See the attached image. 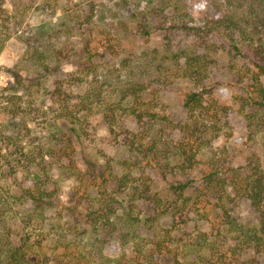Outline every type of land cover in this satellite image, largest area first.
Masks as SVG:
<instances>
[{"label": "rangeland", "instance_id": "374dc122", "mask_svg": "<svg viewBox=\"0 0 264 264\" xmlns=\"http://www.w3.org/2000/svg\"><path fill=\"white\" fill-rule=\"evenodd\" d=\"M158 2L0 0V188L4 193L7 189L11 192L28 184L35 174L42 182L50 183L49 189H55L57 203L43 215L34 212L31 224L25 228L34 244L27 264H155L158 261L171 264L169 256L190 264H200L201 260L202 264H264V254L244 249L246 237L242 231L231 232L216 216V213L219 216L227 213L243 231L262 236L264 242V201L255 207L250 201L230 194L219 206L197 196L194 189L173 194L168 190L169 184L185 180L171 170L156 174L150 171L159 203L157 207L134 209L131 216L138 219L140 225L129 234L128 241L107 236L102 242L99 228L79 221L86 195L67 169L68 163L62 159L56 142L66 132V127L61 126L65 115L71 117L77 130L85 132L74 146L73 158L79 168H83L86 159H92L100 167H112L119 177L128 171L124 162L130 161V171L138 176L142 168L163 162L164 157L174 154L184 143L187 149L204 147L207 151H219L225 148L232 153L235 166L241 164L242 152H255L264 171V135L256 140L248 137L240 106L246 94L238 80L223 73L211 76L215 81L213 98L220 107L228 106L227 111L214 120L211 114L203 116L202 112L190 113L181 108L182 98L191 86L182 78H176V71L185 51L193 50L191 39H179L162 30L143 37L132 34L130 28L118 34L114 55L103 53L94 58L86 74L79 72L76 51L85 37L84 27L92 26L87 23L89 14H93L97 25L108 29L111 24L117 26L118 21L129 24L127 10L122 14L120 9L141 11ZM187 13L194 19L189 25L210 18V1L190 0ZM94 37L92 34L90 39ZM30 42H40L42 49L60 53L62 64L57 74L45 77L31 66L25 54ZM218 48L217 44L208 45L206 54L224 57ZM127 76L134 82L165 77L171 84L165 88L159 83L157 94L145 98L144 104H137L140 109L149 107L158 114L157 118L137 123L118 116L121 128L110 136L101 115L84 116L85 104L78 102L84 95L89 100L93 93L99 106L103 97L113 95ZM28 84H31L30 89L22 95V86ZM12 106L16 107V114L8 111ZM13 132L19 139L9 143L5 138ZM124 136L133 146L125 145ZM133 162L141 168H134ZM13 242L19 243L18 237ZM155 244L168 256L161 258ZM152 248L154 250L150 251ZM236 249L237 259L233 254ZM152 254L155 256L151 257Z\"/></svg>", "mask_w": 264, "mask_h": 264}, {"label": "trees", "instance_id": "16d2710c", "mask_svg": "<svg viewBox=\"0 0 264 264\" xmlns=\"http://www.w3.org/2000/svg\"><path fill=\"white\" fill-rule=\"evenodd\" d=\"M189 1L159 0L158 4L150 9H120L122 14L127 10L129 24L118 21L117 26L111 24L108 29L97 25L96 21H93V14H89L87 23L92 26L84 27L85 37L76 51L80 62L77 68L79 72L86 74L90 66H93L95 57L103 53L114 55V41L118 40V34L130 28L133 29L132 34L143 37H149L153 32L162 30L179 39H191L193 50L189 53L185 51V57L176 71V78H182L191 86L182 98L181 108L190 113L199 111L202 112L201 115L211 114L213 120L218 118L227 111L228 106L220 107L213 98L215 81L211 76L219 73L232 76L238 80L240 89L246 94L240 106L248 137L256 140L264 135V0H209L211 17L203 18L201 22L193 25H189V22H194L187 13ZM92 34L95 35L94 39H90ZM98 35L101 37H96ZM216 44L220 46L218 50L224 53V57H209L206 54L208 45ZM41 47L40 42L28 43L25 53L27 59L31 66L43 72L45 77L48 74L54 76L61 69L62 62L58 57L60 53L53 54ZM161 78L156 81L134 82L127 76V79L121 80L113 95L103 97L99 106L96 103L97 96L93 93L89 100L88 96L84 95L78 103L85 104L84 116L101 115L104 128L112 136L121 128V123L117 122L118 116L137 123H146V120L158 117L149 107L140 109L137 104H144L145 98L157 94L159 83L165 88L170 86L171 82L167 83L170 80ZM22 87V95H25L31 84ZM93 97H96V100ZM15 106L10 107L8 111L15 113ZM70 118L65 115L61 121V126L66 127V132L56 141L59 144L58 151L68 163L67 169L71 176L79 182V189L86 195L84 212L78 215L81 218L79 221L99 228L102 242L107 236L128 241L129 234L135 232L140 225V221L131 216L134 209L158 206V192L153 188L150 171L156 174L158 171L171 170L173 174L183 176L182 180L185 181L169 184L168 190L173 194L188 193L194 189L197 196L204 197L208 202L214 201V204L219 206H222L224 199L230 194L236 199L250 201L255 207L264 201V171L261 159L255 152H242L241 164L235 166L232 163V153L225 148L219 151H207L204 147L187 149L183 143L174 154L164 157L163 162L157 161L142 168L138 176L130 171V161L124 162L128 171L122 172L119 177L112 167H100L92 159H86L83 168H79L73 158L74 146L85 132L77 130ZM15 133L5 139L9 143L16 142L19 138ZM124 138L125 145L133 146L127 136ZM132 166L141 168L136 162H133ZM41 180L34 174L28 184L18 186L11 192L7 189L4 193L0 188V264L28 263L29 252L34 244L31 243L30 233L25 231V228L31 224L34 212L43 215L57 205L55 189H49L47 185L50 183ZM195 182L198 183L196 186L193 185ZM10 198L14 199L11 201ZM216 216L231 232L242 231L241 234L246 237L243 241L244 249H252L257 255L264 254L262 236L243 231V227L225 212L223 216L218 213ZM18 227L21 228L20 231ZM16 237L19 243L14 244L13 239ZM62 238L66 239L65 236ZM238 238L241 240V237ZM58 243L65 246L64 243ZM155 250L163 259L168 256L165 255L166 252L163 253L159 244H155ZM233 254L237 259L238 250ZM154 256L155 254L151 255ZM169 258L172 260L171 264H190L183 263L173 256ZM200 262L202 264V260ZM160 263L162 264V261L155 262Z\"/></svg>", "mask_w": 264, "mask_h": 264}]
</instances>
